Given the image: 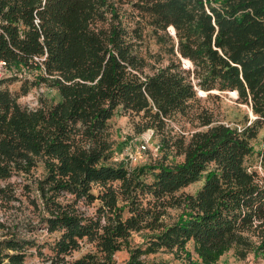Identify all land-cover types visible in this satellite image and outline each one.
I'll list each match as a JSON object with an SVG mask.
<instances>
[{
	"label": "trees",
	"instance_id": "trees-1",
	"mask_svg": "<svg viewBox=\"0 0 264 264\" xmlns=\"http://www.w3.org/2000/svg\"><path fill=\"white\" fill-rule=\"evenodd\" d=\"M147 35L159 52H144ZM0 60L14 75L0 79V264L264 258V140L262 170L247 165L264 127V0H0ZM27 71L60 99L22 105L6 83ZM199 90L235 92L254 119L216 122ZM118 109L160 137L161 159L115 162Z\"/></svg>",
	"mask_w": 264,
	"mask_h": 264
},
{
	"label": "rangeland",
	"instance_id": "rangeland-1",
	"mask_svg": "<svg viewBox=\"0 0 264 264\" xmlns=\"http://www.w3.org/2000/svg\"><path fill=\"white\" fill-rule=\"evenodd\" d=\"M128 8V13L131 11ZM128 18H132L128 16ZM146 32H150L147 30ZM173 33V29H170ZM142 49L144 52L157 53L160 50V46L155 42L153 38L149 35L146 36ZM167 56L165 57L164 64H167ZM183 67L189 69L193 65L189 66L184 60H182ZM38 71L28 72L26 74L19 73L18 77L12 79L11 82H7L10 90L18 95V100L22 105L28 107H37L41 103V98L58 101L60 96L54 88L47 86L46 84H30L27 82L35 80ZM14 75L10 71L6 76H1V78H13ZM23 86L29 87V91L23 94ZM198 96L200 98V106L208 109L211 114H213L216 122L228 123L234 126H241L246 122L247 118L254 119L252 116L251 108L244 103H241L237 98L238 95L235 92L230 91H219L213 90L211 92H206L203 90L198 91ZM111 126V131L114 140V149L116 152L115 162L123 163L127 168H133L135 166H141L143 164L150 163L155 159H161L163 157V152L159 148L160 137L153 133L149 139V134L152 130H147L142 134H136L134 131L133 120L122 111L118 109L114 116L109 120ZM180 124L177 122H172L171 127L176 131H179ZM190 126V125H189ZM203 129V128H197ZM264 140V127L261 129L258 138L254 141L255 152L252 154L248 160L247 165L253 169H258L261 171L260 160L258 156V151L262 148V143ZM147 142V143H146ZM146 144L147 149L144 150L142 145ZM183 159L182 156H176L174 153H170L166 162L170 164H175ZM40 171L42 168L39 169ZM202 185V181L192 184L185 189L188 193H194ZM181 208L171 209V217H176L180 212ZM39 238L42 242L53 241L54 235L50 236L45 231H39ZM141 234H136L133 238V244L139 245L142 242ZM90 245H84L81 250L74 252L73 257L77 258L89 251ZM35 251V250H33ZM45 252H48L45 249ZM129 254L126 250L118 252L115 255L116 264H125L128 259ZM42 259L38 256L33 255L29 258V261L34 264H39ZM148 263L152 262H163L165 264H182L183 259L177 257L174 252L167 250H162L155 254H150L145 257ZM218 264H264V258L256 257L254 253H249L246 258H241L236 255L234 251H230L218 262Z\"/></svg>",
	"mask_w": 264,
	"mask_h": 264
},
{
	"label": "built area",
	"instance_id": "built-area-1",
	"mask_svg": "<svg viewBox=\"0 0 264 264\" xmlns=\"http://www.w3.org/2000/svg\"><path fill=\"white\" fill-rule=\"evenodd\" d=\"M45 59V56H43V57H35V60L37 61V62H39V63H42V61ZM10 72V70H9V65H8V63H7V61H5V60H0V77L1 76H6L8 73ZM154 132H153V130H152V133H150L149 134V139H150V137L152 136V134H153ZM147 143V142H146ZM142 148L144 149V150H146L147 149V145L146 144H143L142 145Z\"/></svg>",
	"mask_w": 264,
	"mask_h": 264
}]
</instances>
